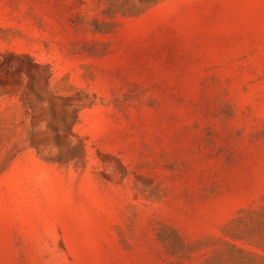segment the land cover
I'll use <instances>...</instances> for the list:
<instances>
[{"label": "rangeland", "instance_id": "rangeland-1", "mask_svg": "<svg viewBox=\"0 0 264 264\" xmlns=\"http://www.w3.org/2000/svg\"><path fill=\"white\" fill-rule=\"evenodd\" d=\"M0 264H264V0H0Z\"/></svg>", "mask_w": 264, "mask_h": 264}]
</instances>
